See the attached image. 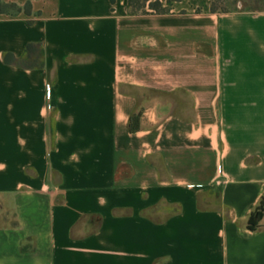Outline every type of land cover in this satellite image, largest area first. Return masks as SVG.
Returning a JSON list of instances; mask_svg holds the SVG:
<instances>
[{"label": "crops", "instance_id": "obj_1", "mask_svg": "<svg viewBox=\"0 0 264 264\" xmlns=\"http://www.w3.org/2000/svg\"><path fill=\"white\" fill-rule=\"evenodd\" d=\"M3 1L0 264H264V12Z\"/></svg>", "mask_w": 264, "mask_h": 264}, {"label": "trees", "instance_id": "obj_2", "mask_svg": "<svg viewBox=\"0 0 264 264\" xmlns=\"http://www.w3.org/2000/svg\"><path fill=\"white\" fill-rule=\"evenodd\" d=\"M237 2V1H236ZM160 3H152L150 4V8L159 12L158 5ZM145 7V1L143 0H129L128 8L131 14H139L143 12V8ZM27 13H31V5L27 4L24 7ZM22 8L18 7L15 4H7L3 0H0V13H5L9 11L18 12L21 11ZM212 12H231V11H239V9H221L216 4H211ZM4 61L7 64H15L24 68H42L44 67V50L41 45L35 43H29L25 49V52L20 56L16 57L13 53L5 52L3 55ZM200 207L202 208L201 199L199 200ZM264 216V196L255 210L251 215L248 228L251 230H256L260 224L261 219ZM24 248H27L26 246Z\"/></svg>", "mask_w": 264, "mask_h": 264}, {"label": "rangeland", "instance_id": "obj_3", "mask_svg": "<svg viewBox=\"0 0 264 264\" xmlns=\"http://www.w3.org/2000/svg\"><path fill=\"white\" fill-rule=\"evenodd\" d=\"M145 1V7L143 12L151 10L150 4L159 2L158 11H170L173 9V0H143ZM237 1V2H236ZM162 2V3H161ZM210 3L216 4L221 9H239L243 11L251 12H264V0H210ZM255 46V45H254ZM238 59L240 56H244L245 62L252 57L249 50L238 52ZM251 56V57H250ZM218 196L209 195L208 197L202 198L203 207H216L218 206ZM260 225V224H259ZM259 227V226H258Z\"/></svg>", "mask_w": 264, "mask_h": 264}, {"label": "built area", "instance_id": "obj_4", "mask_svg": "<svg viewBox=\"0 0 264 264\" xmlns=\"http://www.w3.org/2000/svg\"><path fill=\"white\" fill-rule=\"evenodd\" d=\"M50 90H51V86L47 85V95L50 96Z\"/></svg>", "mask_w": 264, "mask_h": 264}]
</instances>
